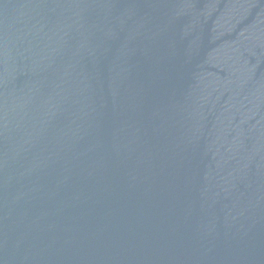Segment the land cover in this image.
<instances>
[{
    "label": "water",
    "instance_id": "obj_1",
    "mask_svg": "<svg viewBox=\"0 0 264 264\" xmlns=\"http://www.w3.org/2000/svg\"><path fill=\"white\" fill-rule=\"evenodd\" d=\"M0 264H264V0H0Z\"/></svg>",
    "mask_w": 264,
    "mask_h": 264
}]
</instances>
